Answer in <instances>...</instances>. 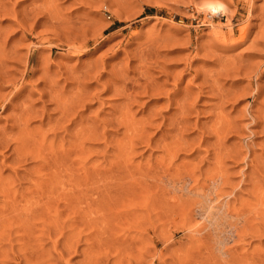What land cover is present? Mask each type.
Returning <instances> with one entry per match:
<instances>
[{"label":"rangeland","instance_id":"1","mask_svg":"<svg viewBox=\"0 0 264 264\" xmlns=\"http://www.w3.org/2000/svg\"><path fill=\"white\" fill-rule=\"evenodd\" d=\"M0 264H264V0H0Z\"/></svg>","mask_w":264,"mask_h":264},{"label":"bare ground","instance_id":"2","mask_svg":"<svg viewBox=\"0 0 264 264\" xmlns=\"http://www.w3.org/2000/svg\"><path fill=\"white\" fill-rule=\"evenodd\" d=\"M204 10L206 11V12H208V14H212V16H213V14H220V15H225L226 14V9H225V7L223 6V5H221V4H218V3H208V4H206V6L204 7ZM228 18V17H227ZM70 47V46H69ZM74 48V47H73ZM149 122H147V124H148ZM219 134V133H218ZM216 158V157H215ZM219 158V157H218ZM217 159V158H216ZM198 191V190H197ZM196 194V193H195ZM197 195V194H196ZM199 195V194H198ZM197 195V196H198ZM202 195H204L203 197H205V194H202ZM208 196V195H207ZM201 198V197H200ZM205 199V198H204ZM205 201H208V199L207 200H205ZM206 203V202H205ZM213 203V202H212ZM215 205V204H214ZM221 206V205H220ZM227 206V205H226ZM200 207H201V210H202V213H203V215H204V217H205V219L209 222V221H211V219H214V218H216L215 216L218 214V213H220V211H221V207H218V206H212L210 203H208L207 202V204L206 205H202V203H201V205H200ZM223 210V209H222ZM199 221H201V220H199ZM207 222V224H209ZM202 224H204V223H202ZM205 226H206V224H205Z\"/></svg>","mask_w":264,"mask_h":264}]
</instances>
